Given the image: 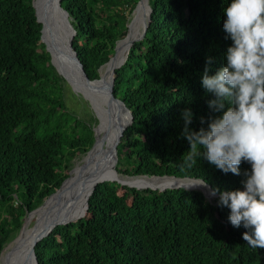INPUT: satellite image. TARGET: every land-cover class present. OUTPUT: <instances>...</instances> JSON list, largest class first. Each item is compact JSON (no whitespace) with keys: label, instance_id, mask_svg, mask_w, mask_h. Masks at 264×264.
Returning <instances> with one entry per match:
<instances>
[{"label":"trees","instance_id":"obj_1","mask_svg":"<svg viewBox=\"0 0 264 264\" xmlns=\"http://www.w3.org/2000/svg\"><path fill=\"white\" fill-rule=\"evenodd\" d=\"M138 0H61L75 29L73 48L89 79L113 55L127 33ZM150 19L115 69L113 92L131 113L117 146L116 169L124 175L201 178L212 189L240 188L241 175L225 174L206 159L181 166L189 149L181 136V111L190 107L198 130L218 115L208 107L201 77L224 63L222 8L226 0H148ZM132 15L130 32L143 16ZM42 23L32 0H0V251L27 214L69 176L72 160L96 140L97 112L66 103L67 79L41 40ZM101 74V70H100ZM92 105V104H91ZM129 182L148 177H121ZM99 182L76 221L56 225L34 247L38 264H264L246 231L228 220L229 209L196 189ZM217 213V214H216Z\"/></svg>","mask_w":264,"mask_h":264},{"label":"clouds","instance_id":"obj_2","mask_svg":"<svg viewBox=\"0 0 264 264\" xmlns=\"http://www.w3.org/2000/svg\"><path fill=\"white\" fill-rule=\"evenodd\" d=\"M222 12L225 39L231 43L214 73V57H207L201 77V86L211 97L208 107L218 115L207 121L201 117V125L207 126L196 130L191 126L193 110L181 111V136L189 143L181 166L191 169L203 158L225 174L239 176L242 162L251 165L242 187L214 188L212 194L218 193V204L229 209L231 225L246 229L247 244L260 249L264 248V0H226Z\"/></svg>","mask_w":264,"mask_h":264},{"label":"water","instance_id":"obj_3","mask_svg":"<svg viewBox=\"0 0 264 264\" xmlns=\"http://www.w3.org/2000/svg\"><path fill=\"white\" fill-rule=\"evenodd\" d=\"M60 1L61 0H54L53 4H50L49 0H32V4L35 7L37 20L42 23L41 40L45 43V48L47 51H49V53L51 55V62L54 64V66L56 67L58 72L61 73L66 79L69 78L71 81H74L76 83H82V82L87 83L88 81L92 82L94 80H97L98 78L97 79H89V77L87 76V74L85 73V71L82 67V64L80 63V61L77 57V53L75 52V50L73 48V38L75 35V29L73 28V26L69 20L68 13L61 6ZM142 2H143V0L137 1L134 9L132 10V13L135 11L136 8H139L142 5ZM145 3H146V8L148 9V15H147V19H146V22H145V25L143 27L142 32L138 36L132 37L131 32H130V26H129V24H127V33L122 39L117 41L115 48H114L113 55L108 59L107 62H105L104 64H102L98 68L99 77H100L101 68L104 65L109 64L111 61L118 59L117 63L115 65H113L110 69V78L108 81V90H106V92L103 93L105 98H106V103H107V108L105 110L109 114L108 123H107L108 128H109L111 121L114 117V130H113V135L110 138L111 142L110 143L108 142V144H106L105 149H101L103 151V153L106 154V156L109 158L108 161L110 163L109 164L110 168H111V163L113 164V166L115 168L117 157H118V155H117L118 143L120 142V139L122 137V134H123L125 128L127 127V125L131 121L130 111L127 109V107L124 105V103L115 96V94L113 92L114 79H115V69L118 68L119 66H121L122 63L125 61L127 54L129 52V48L131 47L133 42L135 40L140 39L145 33V30L147 28V25H148V22L150 19V11H151L148 0H145ZM55 23L57 24V28L50 26V25H53ZM45 25H46V35L44 33ZM124 50H126V53H125L124 57H122L121 53H123ZM98 92H101V91L99 90ZM124 114H128V116H129V122L128 123H125ZM96 115L99 119L98 126L100 124L102 125L103 123L101 122L98 114H96ZM102 136H103V134H102ZM97 142H98V139L96 136L95 142L93 143L92 147L88 151H90ZM99 154L100 155L97 158H98V160L102 159L100 169H103L105 167V158H103L101 156L100 152H99ZM114 170H115V172L119 173L116 168ZM71 171L72 170H70V172ZM123 176L131 177V178L132 177H148V178H152V177L165 178V177H167V178H172V179H176V180L187 179V180L199 181L201 183L200 186H187V185L179 184V185H173V186H166L163 188H153V187H148V188L158 189V190H165L168 188H179V187H183L186 189H197V190L202 191L203 194L205 195V197H207L210 201H212L213 196L217 195V194L216 195L212 194L213 190H212L211 186L209 184H207L201 178H194V177H188V176L177 177L174 175H166V174H164V175H146V174L138 175V174H136V175H129V176L123 175ZM105 180H113V181L116 180L117 182H119L121 184H126L128 186L136 187V188L140 189V187H138L136 185H132V184L127 183L123 180L117 179L107 169V172H105L102 176H100L97 179V181L92 185L89 192L86 194L84 210L80 214H78L77 217H75L73 219L63 221V222H54L53 224H51L44 232L40 233L34 239V241L30 245L29 250H26L27 249L26 248L25 250H23L22 252L19 253L18 259L16 261H14L13 264H38L37 258H36L35 252H34V247L38 243V241H40L44 236L48 235V233L56 225L64 224V223L71 222V221H76L79 216L83 215L85 213V211L87 210L88 198L91 195V193L93 192L95 186L99 182H102ZM64 182H65V180L61 183V185L58 189H60L62 187ZM54 193H52V194H54ZM40 206L36 207L34 210H36ZM34 210H32V211H34ZM23 224H22L21 228L23 227ZM3 248L0 251V255H1V252L3 251Z\"/></svg>","mask_w":264,"mask_h":264},{"label":"bare ground","instance_id":"obj_4","mask_svg":"<svg viewBox=\"0 0 264 264\" xmlns=\"http://www.w3.org/2000/svg\"><path fill=\"white\" fill-rule=\"evenodd\" d=\"M142 6H143V14H144V22L142 25V30H143V27L145 25L147 15H148V9L146 8L145 0H143ZM142 30L132 33L131 36L132 37L138 36L142 32ZM125 53H126V50H124L123 53H121L122 57H124ZM117 60L118 59H115L111 61L109 64L104 65L101 68V74L97 80H94L92 82L88 81L87 83H84V82L76 83L74 81L73 82L76 84L77 88L80 89L82 93H84L87 96H91L98 89H101L102 93H104L106 92V90H108L110 69L113 65L117 63ZM124 116H125V123H128L129 122L128 114H124ZM108 130H110V138H111L113 135V130H114V117L111 121V124ZM110 138L108 139L109 143L111 141ZM97 152H100L101 156L105 158V167L103 169H100L102 159L98 160L97 158L98 156L95 155L97 154ZM88 157L89 159L85 157L82 163H80L79 161H78L79 163H76V165L72 169V175L67 180H65L66 182H64L60 190L58 189L59 191L57 190L58 192L56 191L54 194H52V196L54 195V197L44 207L43 209L44 214L42 218L39 220V222L35 226H33L29 231H27L25 236L22 239L17 240L22 245H24L25 249L27 248L26 250H29L30 245L34 241V239L40 233L44 232L54 222H63V221H67V220L77 217L78 214H80L85 208L86 194L89 192L92 185L97 181V179L100 176H102L105 172H107V169L117 179L123 180L119 176L125 177L115 172L114 170L115 168L112 163H111V168L109 167L110 166L109 165L110 163L108 161L109 158L106 156V154L103 153V151L101 150L99 151L98 144L92 149L91 152H89ZM123 181L130 183L132 185H136V186H141V184L149 185V184H165V183L172 184L168 186L179 185V184H183L187 186H200L201 185L199 181H193V180H187V179L176 180V179L167 178V177L165 178L152 177V178L143 180V182L141 181L129 182L127 180H123ZM166 186L167 185L162 186L161 188L166 187ZM67 194H69V197H68V201L65 204L63 205L56 204L60 198L64 197Z\"/></svg>","mask_w":264,"mask_h":264},{"label":"rangeland","instance_id":"obj_5","mask_svg":"<svg viewBox=\"0 0 264 264\" xmlns=\"http://www.w3.org/2000/svg\"><path fill=\"white\" fill-rule=\"evenodd\" d=\"M53 2H54V0H49L50 4H53ZM136 9H138V8H136ZM132 15H133V13H131L129 15V17H128L129 20L127 22V24H129L130 27L132 25L131 24L132 23ZM143 22H144V15L136 21L134 28H138V26L142 25ZM50 26L57 28L56 23L53 25H50ZM135 32H137V31H135ZM44 33L46 35V25L44 27ZM67 79H68L66 82L67 86H68L67 87L68 93L66 95L67 105L69 106V108H71V109L74 108L77 112H79L81 114H83L86 110L88 111V113L91 112V113L95 114L93 108L95 109V111L97 112V114H98V116H99V118L103 124L102 125L100 124L98 126V128L96 129V136H97L98 142L94 145V147L98 144L99 145V151L101 149H105L106 144H108V142H109L108 139L110 138V130H108V128H107L109 114L105 110L107 108V103H106V98H105L104 94L101 93L102 91H101V89H99L101 92H98L99 90H97V91H95L96 94L93 93L91 96H87L84 93H82V91L80 89L77 88L76 84L73 81H71L69 78H67ZM102 134H103V136H102ZM92 149L90 151H87V152H82L78 156L73 158L72 167L70 170L73 169V167L76 165V163H79V162L82 163L84 161L83 159H85V157H87L89 159L88 155H89V152L92 151ZM95 155L99 156L100 154H99V152H97V154H95ZM90 162H91V160H90ZM69 175L70 176L72 175V171L71 172L69 171ZM53 197H54V195L49 196L47 199H45L40 204L41 206L39 205L40 206L39 208L32 211L29 215L28 214L26 215L24 222H23L24 223L23 227L17 231V233L15 234V236L13 237L12 240H10L7 244H5V247L3 248V251L1 252V255H0V264H13V262L18 259L19 253L22 252L23 250H25V247H24V245H22L17 240L22 239L25 236L26 232L29 231L33 226H35L39 222V220L42 218V216L44 214V212H43L44 207L52 200ZM68 197H69V194L65 195L64 197L60 198L56 204H61V205L65 204L68 201Z\"/></svg>","mask_w":264,"mask_h":264}]
</instances>
